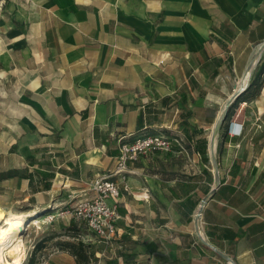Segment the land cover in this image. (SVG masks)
Segmentation results:
<instances>
[{
    "label": "crops",
    "instance_id": "1",
    "mask_svg": "<svg viewBox=\"0 0 264 264\" xmlns=\"http://www.w3.org/2000/svg\"><path fill=\"white\" fill-rule=\"evenodd\" d=\"M261 41L264 0H0V174L15 172L0 202L90 195L118 138L161 132L179 144L129 165L117 235L90 241L93 264H264V71L231 110L239 137L214 133L221 111L199 98L204 78L229 88ZM212 188L206 244L194 214ZM47 250L37 264H76Z\"/></svg>",
    "mask_w": 264,
    "mask_h": 264
},
{
    "label": "built area",
    "instance_id": "2",
    "mask_svg": "<svg viewBox=\"0 0 264 264\" xmlns=\"http://www.w3.org/2000/svg\"><path fill=\"white\" fill-rule=\"evenodd\" d=\"M244 130L245 124L243 125V117L240 115L238 120L233 122L232 132L228 135L239 137L243 135ZM174 143L179 144V140L169 138L161 132L141 133L131 139L125 136L118 138L115 168L107 174L90 179L87 183L90 195L76 200L73 205H64L60 215L74 223L82 224L96 241L112 247L117 235L116 222L120 218L117 200L122 190V175L130 172L131 164L149 160L150 156L157 152L171 151Z\"/></svg>",
    "mask_w": 264,
    "mask_h": 264
},
{
    "label": "rangeland",
    "instance_id": "3",
    "mask_svg": "<svg viewBox=\"0 0 264 264\" xmlns=\"http://www.w3.org/2000/svg\"><path fill=\"white\" fill-rule=\"evenodd\" d=\"M262 42L263 41L257 42L254 46H252L251 49L248 50L247 57L249 53L252 52V50L256 47H259ZM263 62L264 53L262 54V56L256 63L253 71L251 72L249 82H251L256 76V74L259 72ZM241 74L242 72L236 71V73L234 74V78L230 79V89L231 87H234L236 81L241 77ZM229 88H227V82L222 80L221 77H218L215 80H209L208 78H204L202 89L205 92H208V94L207 96H199V98L201 97L202 102L212 103L218 113L221 111L223 105L226 102V99L228 97L227 90ZM221 91H223L225 94H222ZM228 121V119H225L223 121V124H227ZM92 178L93 176L90 179ZM2 198L3 201L0 202V212L2 213V215H5V213H11L13 215L27 216L29 217V219H34L39 222V224H37L36 226H32L29 228H27V225L25 232L21 234L26 248V256L21 264L28 263L34 246L38 243H41L44 239L53 238L52 240H49L44 244V246L48 249L47 251H51L52 253H55L57 250H60L57 247V244L60 243H83L88 246L92 244L90 241L95 239L82 224L75 223L74 228L70 231L63 230V228L65 227V225L68 224V221L70 219L61 216V210H64V205H73L76 200L82 198L80 196L68 198L67 200L69 201L62 205L53 201L52 204L44 208L37 206L40 205V203L42 202L40 201V197H30L25 194H22L20 196L17 195V193H12L11 196H3ZM64 198L66 199V196H64ZM46 256V253L40 251L35 254L34 262L37 264L41 262L43 257Z\"/></svg>",
    "mask_w": 264,
    "mask_h": 264
},
{
    "label": "bare ground",
    "instance_id": "4",
    "mask_svg": "<svg viewBox=\"0 0 264 264\" xmlns=\"http://www.w3.org/2000/svg\"><path fill=\"white\" fill-rule=\"evenodd\" d=\"M259 48L260 46L252 50L253 52L248 66L242 76H246L248 67L252 66L254 58L256 57L257 53H259ZM263 53L264 50L261 52L258 60ZM257 62L253 64L250 70V76ZM242 76L236 81L235 86L237 89L244 86V84L246 83V80L243 79ZM222 110L223 108L221 109V112ZM202 208L203 205H199L194 214L195 224L197 227V235L201 238H203L202 233L200 232V215ZM37 224H39L37 220L29 219V217L27 216L13 215L11 213H5V215H2V213L0 212V264L22 263L26 256V248L21 234L25 232L27 225V228H29L32 226H36Z\"/></svg>",
    "mask_w": 264,
    "mask_h": 264
},
{
    "label": "trees",
    "instance_id": "5",
    "mask_svg": "<svg viewBox=\"0 0 264 264\" xmlns=\"http://www.w3.org/2000/svg\"><path fill=\"white\" fill-rule=\"evenodd\" d=\"M264 71V62L261 65V68L259 70V73ZM257 78H255L252 82L251 85L249 86L248 90H251L252 93H255L257 91V89L259 88L260 84L257 83ZM247 90V91H248ZM241 96L236 100V104L238 103V101H240ZM189 115V114H188ZM15 172H6L3 174H0V181H2L3 179H7L9 177H12L13 174ZM29 176H27V179L29 180L30 183V178H28ZM50 177H53V174L50 175ZM47 188H49V186H47ZM197 205V204H196ZM196 205L192 206V209H195ZM69 226L68 227H64L63 230H67L70 231L71 229L74 228V223H72V220H69ZM53 238H48V239H44L41 243H38L34 246L31 257L28 261L27 264H36L34 262V256L36 253H38L39 251H41L42 249L45 248L44 244L49 241L52 240ZM57 247L60 250L66 251L68 252L74 259H75V263L76 264H93L96 261V258L94 256V252L91 250L92 249V245H85L83 243H77V244H73V243H60L57 244Z\"/></svg>",
    "mask_w": 264,
    "mask_h": 264
},
{
    "label": "water",
    "instance_id": "6",
    "mask_svg": "<svg viewBox=\"0 0 264 264\" xmlns=\"http://www.w3.org/2000/svg\"><path fill=\"white\" fill-rule=\"evenodd\" d=\"M263 50H264V41H263V42L261 43V45H260L259 53H257L256 57L254 58V61L252 62V66H253V64H254L255 62H257V60H258V58H259V56H260V54H261V52H262ZM252 66H249V67H248L246 76H245V75L242 76L243 79L246 80V83L244 84V86H242V87H240V88H238V89L235 88L234 92H233V93L231 94V96L228 98L227 103H226V105L224 106V108H223V110H222V112H221V114H220V116H219V118H218V122H217V124H216L215 127H214V133L217 131V129H218L219 126L223 123V121H224L225 119H228V120H229V118H230V116H231V110H232V108H233L234 103L236 102V100H237V99H238L243 93H245V92L249 89V86L251 85V82H249V80H250V70H251ZM216 177H217V175H216ZM212 191H213V188H212V190L209 192V194L207 195V197H206L204 200H202L201 203H200L199 205L202 204V205L204 206L205 202H206L207 199L210 197ZM199 205L197 206V208L199 207ZM197 208H196V209H197ZM201 240H202L204 243H206L205 240H204L203 238H201ZM206 244H207V243H206Z\"/></svg>",
    "mask_w": 264,
    "mask_h": 264
},
{
    "label": "clouds",
    "instance_id": "7",
    "mask_svg": "<svg viewBox=\"0 0 264 264\" xmlns=\"http://www.w3.org/2000/svg\"><path fill=\"white\" fill-rule=\"evenodd\" d=\"M234 116H235V114H234ZM234 116H230V118H229V121H228V123H227V127H226V130H227V134L229 133V132H232V129H233V122L234 121H232L233 119H234ZM232 117V118H231ZM245 123L243 122V125H244Z\"/></svg>",
    "mask_w": 264,
    "mask_h": 264
}]
</instances>
